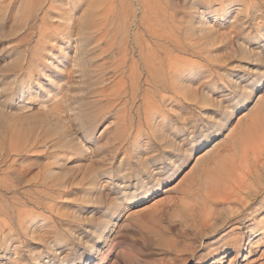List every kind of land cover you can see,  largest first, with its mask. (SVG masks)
<instances>
[{
    "label": "rangeland",
    "instance_id": "1",
    "mask_svg": "<svg viewBox=\"0 0 264 264\" xmlns=\"http://www.w3.org/2000/svg\"><path fill=\"white\" fill-rule=\"evenodd\" d=\"M57 1L50 11L48 0H0V264H264V206L258 220L246 210L245 221L210 234L197 230L198 217L188 219L199 207L197 158L233 135L257 100L227 104L264 71V0H170L184 17L178 33L201 58L192 57L180 92L147 90L148 70L137 63L140 83L128 85L117 107L99 92L118 77L124 42L135 48L158 13L150 0ZM61 8L68 19L57 16ZM45 18L53 31L41 39ZM202 20L215 29L213 46L199 40ZM130 55L139 59L137 47ZM261 171L254 190L264 187ZM227 210L219 207L215 221L227 220ZM116 214L105 245L98 236ZM153 224L180 252L159 246L146 232ZM249 225L257 240L250 249L214 252L225 233H248Z\"/></svg>",
    "mask_w": 264,
    "mask_h": 264
},
{
    "label": "bare ground",
    "instance_id": "2",
    "mask_svg": "<svg viewBox=\"0 0 264 264\" xmlns=\"http://www.w3.org/2000/svg\"><path fill=\"white\" fill-rule=\"evenodd\" d=\"M55 1L57 0H48L50 11L57 8L53 5ZM70 1L79 2V0ZM169 1L150 0L151 10L158 13V18L156 20L152 19L150 22L146 20V25H143L146 28L148 27L147 34H138L136 36L138 60L134 59V55H130V51L132 52L136 47L132 48L128 45V42H124L123 47L125 48L121 50L120 59L116 63L118 77L113 82H110V84L104 86L99 92V95L104 98V102L109 107L122 105V100L125 94L128 93V85H135L136 87L139 85L141 77V67L137 64L139 62H142L149 73L147 90L157 92L159 88L163 87L162 90L164 92H168L169 89L180 92V90L184 89L183 82L190 80V76L187 74L194 67L192 57L201 58L200 53L196 50L198 48L197 46L195 47L196 44L192 43L191 45L189 42H186L184 37L182 38L181 34L178 33V24L183 22L184 17L179 15V9L170 5ZM215 1L218 2L217 4L223 6L224 0H208V4L212 5ZM71 2L70 6L72 7ZM218 11L215 10L214 14L221 13ZM67 12L68 10L62 8L56 10V14L60 20H62V17L68 19L66 16ZM143 23H145V20H143ZM211 23L210 21L204 22L202 20L198 22L197 27L200 42L206 45L209 44V46L215 45L217 40L215 38V29L211 26ZM53 25L48 22V18L47 20L46 18L44 19L39 29L41 39L52 34ZM59 26H67V23ZM262 62L264 69V61ZM158 72L160 75L159 79L157 77ZM127 73H129L128 76ZM219 76L221 78V74L217 73V78ZM262 82H264V71L263 73L256 74L252 80L250 85L256 86L253 91L247 92L249 85L246 87L247 89L244 88V91L240 92L244 93L246 91L251 96L257 89H262L260 87ZM236 86L239 87L238 85ZM256 99L251 111L237 119L233 128V135H230L226 140L219 141L215 145L211 144L207 152L196 160L197 165H203L197 188L193 190V197H195L196 204L199 207L190 209V217L188 219L193 222L198 217L199 221H202V224L204 223V225L201 224L203 228L199 224L197 227L198 231L204 230L207 234H210L216 232L222 225L226 226L232 223L234 219L244 217L240 221H245L247 217L243 216V213H245L243 211L246 210H250L248 219L256 221L258 220V216L255 213L263 210L264 205L262 204L264 198L259 202V208H254L251 204V201H257L260 193H264V187L254 190L253 185L254 180L262 181L260 178L261 170L264 169V94H256ZM0 121L3 122L4 119L1 118ZM203 143L200 142V144ZM145 195L142 196L140 201L145 200ZM236 206H239L240 209ZM219 207H222V209L228 207L227 214L230 216L224 222L222 221L221 224L217 222L218 220L215 221V215ZM6 213L5 207L0 204V218ZM120 217L121 214L114 215L110 222L106 224L108 228L103 229V232L99 234L98 238L103 240V244L106 245ZM240 221H237L236 224L241 226L243 222ZM247 228L249 229L248 233L240 232L235 235L230 232L225 233L222 238H230L224 240L225 242L221 248H216L214 252L218 253L221 249L225 250V253L230 250L242 251L247 249V247L250 249L257 242V240L254 241L253 237L249 235L251 231L255 233V226L251 228L249 225ZM3 229L4 226L0 222V230ZM240 229L242 230L244 227H240ZM146 232L154 235L156 240L160 239L158 244L166 251L170 253L180 252L175 242L166 237L164 229L158 224H153ZM262 233L264 234V226ZM263 236L258 241L264 243ZM100 250L96 248L95 252L97 253Z\"/></svg>",
    "mask_w": 264,
    "mask_h": 264
},
{
    "label": "snow or ice",
    "instance_id": "3",
    "mask_svg": "<svg viewBox=\"0 0 264 264\" xmlns=\"http://www.w3.org/2000/svg\"><path fill=\"white\" fill-rule=\"evenodd\" d=\"M262 88H264V82L261 83ZM256 86L255 85H250L247 89V92H251L253 91V89H255ZM258 89L256 92H254L253 95L249 96L247 94V92L244 93H237L236 95H232L230 96L229 100L227 101V104L231 107V108H236L237 106H241V107H250L252 102L255 100L256 98V94H258ZM226 119V117H224ZM42 222H37L36 227L39 228L41 226ZM233 255H235V253H233ZM70 264H74V262H70ZM225 264H227V261H225Z\"/></svg>",
    "mask_w": 264,
    "mask_h": 264
}]
</instances>
